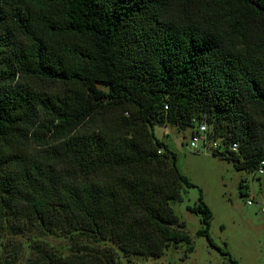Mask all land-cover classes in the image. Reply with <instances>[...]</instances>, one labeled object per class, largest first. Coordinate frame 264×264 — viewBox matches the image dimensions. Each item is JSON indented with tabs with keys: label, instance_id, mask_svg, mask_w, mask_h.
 <instances>
[{
	"label": "trees",
	"instance_id": "1",
	"mask_svg": "<svg viewBox=\"0 0 264 264\" xmlns=\"http://www.w3.org/2000/svg\"><path fill=\"white\" fill-rule=\"evenodd\" d=\"M195 121L213 154L262 166L264 0H0V221L21 209L93 245L36 246L28 264H118L104 242L126 256L191 252L172 205L195 185L154 129ZM26 140L28 154L9 150ZM198 202L187 210L216 247Z\"/></svg>",
	"mask_w": 264,
	"mask_h": 264
},
{
	"label": "rangeland",
	"instance_id": "2",
	"mask_svg": "<svg viewBox=\"0 0 264 264\" xmlns=\"http://www.w3.org/2000/svg\"><path fill=\"white\" fill-rule=\"evenodd\" d=\"M100 87L106 90L104 85ZM154 132L160 139L164 132H168L167 144L176 150L179 171L195 185L193 188L184 187L182 201L172 205L180 221L185 223L193 250L188 253V244L181 243L169 247L160 258H144L126 256L108 242L99 243L97 247L109 246L115 250L118 264H233L222 254L223 251H228L239 264H264V173L258 175L238 170L230 159L213 154L201 144L197 150L190 148L189 131L181 132L169 125L155 127ZM8 144L10 151H14L17 144L24 146L26 150L22 155L31 150L27 140ZM2 146L5 145L2 143ZM3 178L0 170V187ZM200 193L212 211L209 235L216 247H212L205 237L197 235L202 228L201 215L187 210L188 206L198 205ZM248 201L252 203L248 204ZM11 211L7 209V218L0 221V264H28L36 246L62 256L85 244L93 246L83 238L76 242L63 233H46L26 217L25 211Z\"/></svg>",
	"mask_w": 264,
	"mask_h": 264
},
{
	"label": "built area",
	"instance_id": "3",
	"mask_svg": "<svg viewBox=\"0 0 264 264\" xmlns=\"http://www.w3.org/2000/svg\"><path fill=\"white\" fill-rule=\"evenodd\" d=\"M194 123H195V127L192 129V132H190L191 134L190 142H189L190 148L197 150L199 144H201L205 148H208V147L217 148V143L210 141L207 136L208 128H207L206 123L197 122V121H195ZM162 140L168 143V140H169L168 132L163 133ZM236 148H237V145L234 144L233 149L235 150ZM262 166H264V162H262ZM262 166L256 171V174L261 175L264 173V168ZM251 203L252 201H248V204H251ZM262 211L264 212V208L262 209Z\"/></svg>",
	"mask_w": 264,
	"mask_h": 264
},
{
	"label": "crops",
	"instance_id": "4",
	"mask_svg": "<svg viewBox=\"0 0 264 264\" xmlns=\"http://www.w3.org/2000/svg\"><path fill=\"white\" fill-rule=\"evenodd\" d=\"M174 151L176 152V150L174 149Z\"/></svg>",
	"mask_w": 264,
	"mask_h": 264
}]
</instances>
